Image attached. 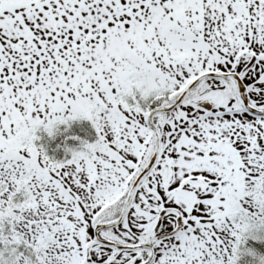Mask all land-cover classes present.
Wrapping results in <instances>:
<instances>
[{"label":"snow or ice","instance_id":"1","mask_svg":"<svg viewBox=\"0 0 264 264\" xmlns=\"http://www.w3.org/2000/svg\"><path fill=\"white\" fill-rule=\"evenodd\" d=\"M0 264H264V0H0Z\"/></svg>","mask_w":264,"mask_h":264}]
</instances>
